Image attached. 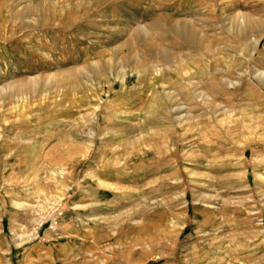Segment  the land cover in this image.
Instances as JSON below:
<instances>
[{"label":"rangeland","instance_id":"374dc122","mask_svg":"<svg viewBox=\"0 0 264 264\" xmlns=\"http://www.w3.org/2000/svg\"><path fill=\"white\" fill-rule=\"evenodd\" d=\"M261 72L264 0H0V264H264Z\"/></svg>","mask_w":264,"mask_h":264},{"label":"bare ground","instance_id":"6f19581e","mask_svg":"<svg viewBox=\"0 0 264 264\" xmlns=\"http://www.w3.org/2000/svg\"><path fill=\"white\" fill-rule=\"evenodd\" d=\"M247 19H248V17H247ZM253 19H255V18H253ZM238 21L240 20V25L242 24V26H243V24L245 23V21L246 20H244V17L243 18H241V19H237ZM227 21H228V19H227ZM256 21V20H255ZM236 22V21H235ZM247 22V21H246ZM238 23V22H237ZM260 22L258 21V22H254L253 23V26H255V25H257V24H259ZM242 26H240V27H242ZM247 26V25H246ZM239 27V28H240ZM174 29H175V27H173ZM178 28V30L179 31H182L183 29L181 28V27H177ZM184 28V27H183ZM191 30H194V29H191ZM231 30V29H230ZM263 30V29H262ZM239 31V30H238ZM249 31V30H248ZM177 32V31H176ZM260 32V31H259ZM195 33V32H194ZM182 35V34H181ZM185 35V34H184ZM131 39V38H130ZM208 52V51H207ZM230 53V52H229ZM257 77H262V78H264V72H261V73H259V75H257L256 76V78ZM245 80V79H244ZM229 82V81H228ZM249 85V84H248ZM249 92V91H248ZM263 100V99H262Z\"/></svg>","mask_w":264,"mask_h":264}]
</instances>
